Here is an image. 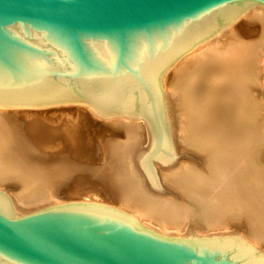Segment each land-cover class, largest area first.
<instances>
[{"label":"bare ground","instance_id":"6f19581e","mask_svg":"<svg viewBox=\"0 0 264 264\" xmlns=\"http://www.w3.org/2000/svg\"><path fill=\"white\" fill-rule=\"evenodd\" d=\"M162 91L173 159L151 164L165 190L141 166L142 130L150 135L135 121L143 118L66 103L0 106V191L17 216L72 197L116 205L167 237L233 236L234 226L264 256V6L243 11L169 66ZM91 114L108 121L94 123ZM102 139L105 165L62 187L84 156L104 150Z\"/></svg>","mask_w":264,"mask_h":264},{"label":"water","instance_id":"95a60500","mask_svg":"<svg viewBox=\"0 0 264 264\" xmlns=\"http://www.w3.org/2000/svg\"><path fill=\"white\" fill-rule=\"evenodd\" d=\"M264 0H0V106L86 103L144 119L147 180L173 148L162 78ZM165 190V189H164ZM0 264H264L236 235L167 237L129 212L68 203L17 216L0 191Z\"/></svg>","mask_w":264,"mask_h":264},{"label":"rangeland","instance_id":"374dc122","mask_svg":"<svg viewBox=\"0 0 264 264\" xmlns=\"http://www.w3.org/2000/svg\"><path fill=\"white\" fill-rule=\"evenodd\" d=\"M241 21L242 20H238L234 25H233V28L235 27V29L237 28V30L238 29H241ZM232 28V29H233ZM227 33H226V37H227ZM225 36H223V37H225ZM222 37V38H223ZM167 79H168V77H167ZM166 79V83H167V80ZM167 85V84H166ZM70 107V106H69ZM93 116V117H92ZM90 120L91 121H93L94 123L95 122H97V123H105V122H107L108 120L107 119H104V120H102V119H99V118H97L96 116H94V115H92L91 114V116H90ZM135 123H137V124H141V125H144V120H142V119H139V120H136L135 121ZM112 129V128H111ZM110 129V130H111ZM116 133V134H119L120 133V131L117 129V130H114L113 131V133ZM107 134L108 135H111V132H107ZM141 138V141H142V147L144 148V149H146V147H147V145H148V142H149V139H150V137L148 136V134H147V132H145V130L143 129L142 130V136L140 137ZM106 141H104V139H102V141H101V143H102V147L104 148V150H102V152L101 153H99V155H86V157L84 156V158L80 161L81 163H79V165H81L82 167H80L79 168V170L77 171V172H75V173H73L71 176H70V178H68L66 181H64L63 182V186L62 187H70L71 186V184H72V181L74 180V178H75V176H77L78 174H81V173H87V171H88V168H90V166L92 167V168H95V167H101V166H104L105 165V152H106V150H105V148H106V143H105ZM101 189L103 190V192L105 193V195H107V197H111V195H108V192L107 191H109L110 190V192H109V194H112V192H113V189L110 187V189H108V185L106 184V183H103V184H101ZM78 203V202H93V203H102V204H106V203H104L103 201H96V200H92V199H73L72 197L71 198H64L62 201H61V203ZM106 205H108V206H111V207H114V208H117V206L116 205H109V204H106ZM228 231H229V233H232V234H235V235H237V236H241L242 234L240 233V232H238V231H235V228H234V226H232V227H230L229 229H227ZM192 235H194V236H201V237H204V236H210L209 235V232H197V233H195L194 231L193 232H191V233H189V236H192Z\"/></svg>","mask_w":264,"mask_h":264}]
</instances>
